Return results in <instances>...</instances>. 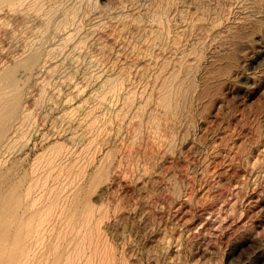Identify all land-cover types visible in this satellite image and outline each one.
Instances as JSON below:
<instances>
[{"label":"rangeland","instance_id":"374dc122","mask_svg":"<svg viewBox=\"0 0 264 264\" xmlns=\"http://www.w3.org/2000/svg\"><path fill=\"white\" fill-rule=\"evenodd\" d=\"M0 117V264H264V0H0Z\"/></svg>","mask_w":264,"mask_h":264},{"label":"bare ground","instance_id":"6f19581e","mask_svg":"<svg viewBox=\"0 0 264 264\" xmlns=\"http://www.w3.org/2000/svg\"><path fill=\"white\" fill-rule=\"evenodd\" d=\"M10 1V0H9ZM26 15V14H25ZM25 15H23V16H25ZM75 51V50H74ZM56 52V51H55ZM79 53V52H78ZM78 53H77V55H78ZM3 107V106H2ZM1 118V117H0ZM2 130V129H1Z\"/></svg>","mask_w":264,"mask_h":264}]
</instances>
